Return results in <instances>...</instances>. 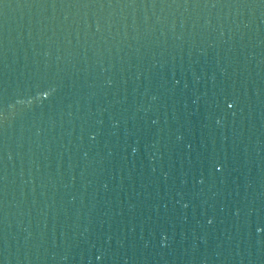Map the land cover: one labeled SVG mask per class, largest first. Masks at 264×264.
<instances>
[{
	"label": "water",
	"instance_id": "95a60500",
	"mask_svg": "<svg viewBox=\"0 0 264 264\" xmlns=\"http://www.w3.org/2000/svg\"><path fill=\"white\" fill-rule=\"evenodd\" d=\"M0 264H264V0H0Z\"/></svg>",
	"mask_w": 264,
	"mask_h": 264
}]
</instances>
